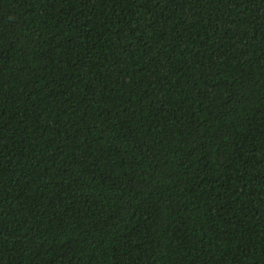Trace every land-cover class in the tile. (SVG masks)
Segmentation results:
<instances>
[{
    "label": "trees",
    "instance_id": "obj_1",
    "mask_svg": "<svg viewBox=\"0 0 264 264\" xmlns=\"http://www.w3.org/2000/svg\"><path fill=\"white\" fill-rule=\"evenodd\" d=\"M0 264H264V0H0Z\"/></svg>",
    "mask_w": 264,
    "mask_h": 264
}]
</instances>
